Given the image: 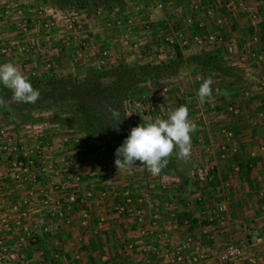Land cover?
Wrapping results in <instances>:
<instances>
[{"label": "rangeland", "instance_id": "374dc122", "mask_svg": "<svg viewBox=\"0 0 264 264\" xmlns=\"http://www.w3.org/2000/svg\"><path fill=\"white\" fill-rule=\"evenodd\" d=\"M33 1L35 4L46 2L60 11L69 9H60L51 0ZM97 2L91 0L89 8L79 10L87 33L82 30L76 33L85 44L80 46L71 42L58 51L56 47L61 46L65 38L64 29L58 27L52 32L50 47L38 54V60L29 56L27 63H24L15 42L22 34L15 32L14 23L10 24L13 15L9 21L4 19L0 29V50L2 43L7 47L4 53L0 51V63L9 62V58L16 59L11 62L29 79L34 66L28 62L35 60L37 70L44 69L42 53L48 50L53 67L49 71L44 69L40 76L82 77L97 68L99 52L104 46L112 57L105 62V68L120 62L134 65L170 59L175 55L173 44L181 47L185 57L202 49H220L226 73L204 71L193 64L183 68L176 77L146 84V92L142 95L152 93L151 102L158 105L160 111L167 105L178 107L183 104L191 108L190 113L203 112L196 130L191 133L190 157L179 158L176 150L170 155L186 166L189 181L183 184L173 172L154 175L139 164L117 167L116 156L108 150V144L89 138L76 128L62 126L59 122L62 112L57 107H49L47 99L34 104L8 102L11 116L14 114L16 121L21 123L17 125L11 116L6 115L4 119L0 118V128L8 129L6 131L12 138L19 137L16 142L21 141L20 144L33 145L36 136L41 154L46 158L40 159L38 164L39 168L45 169L35 167L32 174L38 172L36 177L23 175L19 178L12 175L15 169L12 162L0 159V264H22L14 255L19 244L21 253L33 264L45 247L50 250L49 253L42 250L49 259L48 264H59V261L50 263L54 259L51 253L57 246L55 240L62 237L63 230L73 233L81 228L80 224L84 226L89 222L92 232L96 233L106 227L110 230L113 225L121 229L125 224L136 226L134 230L141 236L153 231L157 239L153 245L156 249L151 251L142 244L144 261L141 264H216L217 256L230 243L242 245L246 257H253L256 264H264V240H256L258 234L264 235V41L258 38L259 22H264V0H161L164 4L161 9L156 7L160 0H116L111 10L94 8ZM3 3L0 0V8ZM149 10L152 20L145 23ZM117 19H132L129 44H123L122 35L127 32L124 23L121 29L109 28L108 23L114 26ZM177 32L182 34L181 38L177 37ZM209 34L221 36V43L199 45L195 42V37L204 39ZM166 36H172L174 43L166 41ZM134 44L141 51L133 47ZM230 46L232 50L229 52ZM142 50L143 56L137 58ZM205 78H211L212 88L217 86L219 90L200 103L197 90ZM164 88L168 90L166 102L161 100ZM42 90L46 94L49 88L44 86ZM231 104L240 109L238 115L226 109ZM211 105L215 108L211 109ZM21 108L23 112L19 114ZM147 112L141 119L142 124L157 119L158 113ZM81 148L85 151L82 152ZM81 152L86 153L87 160L83 159ZM248 161L250 167L245 172L241 164ZM212 165L214 180L209 183L206 176ZM92 176L97 179H90ZM131 188L133 193H130ZM71 195L79 198L80 205L89 197L98 202L95 208L90 205L91 209L87 210L89 222L77 213L78 203L70 200ZM143 203L146 205L144 209L139 207ZM67 204L71 207L64 208ZM119 204L124 206L123 211L118 209ZM219 206L225 207L222 213ZM185 207L192 216L187 222L181 217ZM221 214L225 218L223 225L220 223ZM40 218L47 231L42 229ZM63 218H69L70 223L66 224ZM192 218L197 222L191 224ZM177 228V235L172 240L161 238L164 233L170 234ZM33 234L35 241L32 240ZM76 238L75 234L70 240L63 238L66 244L62 245L63 248L60 246V250L65 251L61 254L65 264H79L81 261L80 241ZM123 243L120 255L125 257V252L133 249V244ZM173 249L181 251L179 263L172 262L170 255L164 256Z\"/></svg>", "mask_w": 264, "mask_h": 264}, {"label": "trees", "instance_id": "16d2710c", "mask_svg": "<svg viewBox=\"0 0 264 264\" xmlns=\"http://www.w3.org/2000/svg\"><path fill=\"white\" fill-rule=\"evenodd\" d=\"M51 1L58 5L60 9L74 7L78 10H84L89 8L91 0ZM94 1L97 2L98 0ZM115 3L116 0H101L95 3L94 8L102 7L105 10H111L115 7ZM259 30L258 38L260 41H264L263 21L259 22ZM173 48L175 55L170 59L159 62L134 65L120 62L116 66L109 68H95L82 77L75 75L58 77L54 74H48L40 77L33 76L29 80L35 88L40 90L39 100H49V107H57L62 112L59 120L62 126L66 125L70 128H76L89 138H95L108 144V150L115 155V149L123 142L132 128L125 112L124 103L135 95L142 96L145 94L146 84L176 77L183 68L193 64L204 71L227 72L222 64L223 56L220 49H202L194 52L189 57H185L178 44H173ZM44 86L49 88L46 94L42 93ZM10 97L11 90L0 85V99L5 101V103H0L1 119H4L6 115L11 116L8 105ZM22 112L23 109H19V114H22ZM13 117L11 116L12 120L16 121L14 114ZM16 123L18 125L21 122L16 121ZM11 128L14 127L12 126ZM19 158L24 159L22 156H19ZM141 163L139 160L135 162V164L143 165L147 168L146 165ZM249 165V161L242 163V170L244 169L245 172H248ZM185 167L177 159L169 156L168 163L160 174L173 172L185 184L189 181V176L185 173ZM210 174L214 175V170H210L206 177H209ZM212 181L210 180L209 183H212ZM131 189L133 193V188ZM78 199H75L76 203H79ZM185 208L186 210L181 217L183 216L184 219L188 220L192 216L189 214L188 207ZM190 222L192 224L197 222V220L192 218ZM108 242L107 234H105L104 239L100 236L91 235L85 242L86 247L84 246V248L93 252L95 249L101 250L103 245Z\"/></svg>", "mask_w": 264, "mask_h": 264}, {"label": "built area", "instance_id": "2783aa9c", "mask_svg": "<svg viewBox=\"0 0 264 264\" xmlns=\"http://www.w3.org/2000/svg\"><path fill=\"white\" fill-rule=\"evenodd\" d=\"M3 4H1L3 7L0 8V29L2 30V23L10 20L11 15H13L12 27H15L17 30L15 31L17 34L21 33L22 37L20 36V40H17L15 42L18 43L19 46V51H20V56L23 57L24 63H27V60H29V56H35L37 58L38 54H41L40 52L43 50L47 49V46L50 47L52 40H50L51 35L53 34L54 30H56L58 27L64 29V39L63 42H61V46H57L56 49L58 51H62V47H68L71 42L74 44L82 45L85 44V41L78 36L76 33L77 31H84L86 32V29L84 28V17L83 15H80L82 11L75 10L73 8H69L66 10H58L56 7H53L52 5H49L46 2H41L35 4L33 0H3ZM156 5V4H155ZM157 8L161 9L164 7V4L160 2L156 5ZM153 8V7H152ZM151 8V9H152ZM152 20V13L151 10H149L148 14V19L145 21V23L150 22ZM16 21V22H15ZM124 23V24H122ZM109 28H118L121 29V27H125V32L122 37L124 43L123 44H129L128 36L131 32V24H132V19H129L125 21L124 19H117L116 24L114 26L111 25L109 22ZM10 25V26H11ZM121 31V30H120ZM87 33V32H86ZM87 35V34H85ZM177 37L181 38L182 34L177 32ZM256 39V37L254 38ZM165 40L174 43V38L172 36H166ZM222 37L217 36V35H212L209 34L207 35L204 39H200L198 37H195V42L199 43V45H204V44H219L221 43ZM187 43V40L184 41V44ZM2 50L1 53L6 51L7 44L2 43ZM133 47L138 48L141 51V48L137 46L136 44L133 45ZM135 49V50H138ZM232 50V47H229V52ZM137 58H141L143 55V50L142 52H138ZM44 54V69H48L47 71L52 69V63L53 60L50 56L49 58V52L42 53ZM111 57V54L105 48V46L101 49L99 52V60L96 63V67L98 69L105 68L107 67L105 62L108 61ZM35 58V59H36ZM22 59V58H21ZM112 59V57H111ZM38 60V58H37ZM22 61V60H21ZM32 61V60H31ZM30 65L34 66V69L31 70V76H40L44 71V69H41L40 71L37 70L36 68V61L28 62ZM40 72H42L40 74ZM219 88L214 86L213 91L216 93L218 92ZM163 96L161 98L162 102H166V96L168 94V90L164 88L163 90ZM153 94L150 93L147 96H137V98H131L125 101V112L126 115L132 111H136L138 113L133 112L131 115H127L129 118V123L132 127L137 126L138 124L141 123L142 117L145 116L146 112L147 113H158L157 119L160 117L166 118L168 113L176 108V106L171 107L170 105H167L163 110L158 109V105L155 103H152L150 97H152ZM215 105H211V109H214ZM190 107H188L189 110V119L194 121L196 124L200 120V118L203 115V112L200 111L198 114L197 113H190ZM229 112H231L234 115H238L240 113V109L238 106L235 105H228L226 108ZM201 115V116H200ZM8 129L0 128V159L4 160H10L12 162V165H14L15 169L12 171V175L16 178H19L23 175H32L36 177L38 175V172L33 175L35 167L38 169H45V168H39V160L46 158V156H43L41 154V147L39 144H37V138L36 136L34 137L33 145H26V144H20L17 143L20 138H12V136L9 134L10 132L6 131ZM228 135H231V132L228 133ZM90 140V139H89ZM17 141V142H16ZM10 144V146H8ZM81 151H85V148H81ZM81 152V156L83 157L84 160H87V157L85 156L86 153L83 155ZM19 156H22L24 159H20ZM48 157V156H47ZM52 164L49 165L51 167ZM33 168V171H32ZM211 170H214V166H211ZM12 176V177H13ZM208 181H212L214 179V175L210 174L209 177H207ZM15 182V181H14ZM1 183V181H0ZM54 186V185H53ZM59 186H54V188H58ZM38 188V187H37ZM52 188V186L50 187ZM1 189V185H0ZM39 189V188H38ZM48 190V188H47ZM70 200L74 201L75 198L73 195L70 196ZM60 205V204H59ZM120 205V204H119ZM121 206V205H120ZM117 206L120 211H123L125 208L124 206ZM71 206L69 205V208ZM54 209V207H53ZM225 207L224 206H219L218 210L220 213L224 211ZM128 212H130V209H127ZM61 216L63 214L60 212L59 213ZM66 222H69L68 219L63 218ZM224 215H220V223L223 225L224 222ZM42 229L44 231H47L48 228L43 224V219H39ZM141 221V218H139ZM40 226V227H41ZM57 226H55L56 228ZM32 240H36V236H32ZM190 240V238H189ZM1 243V242H0ZM17 246V245H16ZM20 244L15 247V257L16 259H20L22 264H32V262L24 256L21 251L19 250ZM186 245L183 246L185 248ZM6 251V249L4 248ZM168 255L172 256L170 259L172 262H177L179 263L182 260V254L179 249L173 251L171 253H165L164 256L167 257ZM261 261L263 260V256L259 258ZM256 260L253 257H246L244 249L242 245L240 244H227L225 246V249L222 253H220L217 256V261L216 264H256ZM5 264H13L11 262L5 263ZM43 264V263H41Z\"/></svg>", "mask_w": 264, "mask_h": 264}, {"label": "clouds", "instance_id": "9594fccd", "mask_svg": "<svg viewBox=\"0 0 264 264\" xmlns=\"http://www.w3.org/2000/svg\"><path fill=\"white\" fill-rule=\"evenodd\" d=\"M212 79L205 78L200 83L197 96L200 103L213 95ZM0 85L11 90V103L34 104L40 98V90L35 88L27 76L13 62L0 63ZM0 103H5L0 99ZM132 111L127 115H131ZM196 123L189 119L187 105L171 110L166 118H158L146 124H138L129 130L123 142L115 149L117 167L135 165L139 160L152 174H159L168 163V157L176 150L179 158L191 155V133Z\"/></svg>", "mask_w": 264, "mask_h": 264}, {"label": "crops", "instance_id": "0c3cea01", "mask_svg": "<svg viewBox=\"0 0 264 264\" xmlns=\"http://www.w3.org/2000/svg\"><path fill=\"white\" fill-rule=\"evenodd\" d=\"M10 59L11 58H9L10 62L12 60H14V62H16V59H14V58L12 60H10ZM17 62L19 63L20 61H17ZM213 126H212V128H213ZM260 157L262 159V156H259L258 158H260ZM90 179L96 180L97 176H94V177L92 176V178H90ZM85 187H87V186H85ZM131 187H133V186H131ZM246 189H248V188H246ZM243 191L246 192L247 190H243ZM127 192H129V191H127ZM131 192H132V189H130V193ZM100 193H103V191H101ZM81 202H82L81 205L79 203L77 204L78 206L80 205L79 207L77 206V208L82 207V208L78 209L77 213H79V215L81 216L82 219L84 217V219L88 220V222H89V219H88V216H87V213H89V212L87 210H90L91 207L95 208L96 204L98 205V202L96 200H90V197L87 198V200L85 199V201L82 200ZM244 203L246 204V199H245ZM69 205L70 204H67L64 208H66V207L69 208ZM73 205H72V207H73ZM90 205H91V207H90ZM143 206L145 207L146 205L143 203L139 207H142L144 209ZM136 208H137V205H136ZM262 208H264V205L262 206ZM190 213H191V211H189V214ZM68 220H69V218H68ZM187 221L188 220H185V222H187ZM85 222L86 221H84L82 223L84 224ZM69 223H70V220L66 224H69ZM91 225L92 224H90V222L88 223V225L84 224V226H82L80 224L81 228H79V230L76 229L75 232H73V233L72 232H67V229L63 230V232L64 231L65 232L62 234V237L59 236V238H57L55 240L56 241L55 244L57 246L54 247V250L58 251L60 255L61 254L63 255L64 254L63 252H65V251H61L60 250V246L64 245V243H65V241L63 243V238L67 237V239L70 240L71 238H73L74 234L77 237L76 239L78 241H80L79 245H80L81 248L79 250H81L80 251V253H81V261L79 262V264H141L144 261L143 258H142L143 255H144V253L142 252L143 251V247H141L142 244H145L144 245L145 247H149L151 251H154L156 249V248L153 247V245L155 244V241L157 240L156 239V234L153 231H150L146 235L144 234L143 236H141V235H139V233L136 230H134V228L136 226H133V225H130V224H125V226H123L121 229H119L118 227H114L116 225H113L110 228V230L106 227V230H104V231L102 230L100 233H96V232H92ZM132 226H133V228H132ZM173 227H175V226H173ZM124 228L126 229L125 231H123ZM127 229H131V231L127 230ZM177 230H178V228L173 230L172 233H170V234L169 233H164L163 234L164 237H161L160 234H158V235H159V237L166 238L167 241H170V240H172L175 237V235H177ZM142 233H145V232H142ZM105 234L108 235L109 242L107 244L105 243L103 245V247L101 248V250H98V249L96 250L95 249L92 252L89 249L84 248L85 242L87 241L89 236H91V235L95 236L96 235V236H100L101 238L104 239ZM166 236H168V238ZM68 240L66 242H68ZM256 240L257 241L264 240V235L258 234V236L256 237ZM126 241L127 242H131L133 244V249L132 250H127L125 252L126 256L124 257L123 255H120V253H121V250H123L122 248L125 245L124 243L122 244V242H126ZM129 245L132 246L131 244H129ZM63 247L64 246H62V248ZM261 247H263V246H261ZM42 250H44V251L46 250L48 253L50 252V250H48V247H45ZM42 250H41L40 254H37L38 257L36 258V261H35L36 264H41V263L48 264V260L49 259H48V257L46 258L45 254L43 255L44 251H42ZM55 251L52 252L53 254L51 253L52 258H54V259H52V261H50V263L51 262L55 263V261H59V264H65L61 260L62 259V255L60 256ZM262 251H263V248H262ZM48 253H47V256H48ZM148 253H150V251ZM153 254L156 255L157 253H153ZM78 257H80V256H78ZM147 261L149 263V260H147ZM156 264H160V263L156 262Z\"/></svg>", "mask_w": 264, "mask_h": 264}]
</instances>
